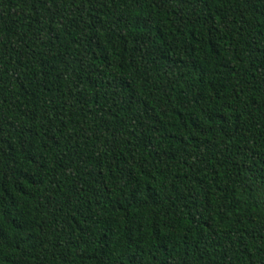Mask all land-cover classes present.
<instances>
[{"label": "trees", "instance_id": "obj_1", "mask_svg": "<svg viewBox=\"0 0 264 264\" xmlns=\"http://www.w3.org/2000/svg\"><path fill=\"white\" fill-rule=\"evenodd\" d=\"M0 264H264V0H0Z\"/></svg>", "mask_w": 264, "mask_h": 264}]
</instances>
